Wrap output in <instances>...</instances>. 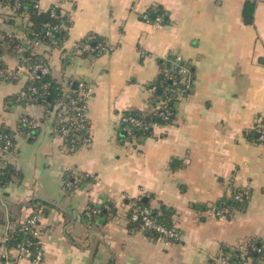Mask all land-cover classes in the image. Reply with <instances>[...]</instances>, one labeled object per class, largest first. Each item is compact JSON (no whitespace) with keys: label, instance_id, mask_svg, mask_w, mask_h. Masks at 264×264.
<instances>
[{"label":"crops","instance_id":"obj_1","mask_svg":"<svg viewBox=\"0 0 264 264\" xmlns=\"http://www.w3.org/2000/svg\"><path fill=\"white\" fill-rule=\"evenodd\" d=\"M249 1L252 22L244 16ZM37 4L43 11L58 6L68 17L66 39L30 45L29 14L4 4L1 67L17 69L30 52L50 65L65 91L92 83V141L68 149L55 127V111L17 101L28 89L23 71L0 80V132L8 130L13 142L0 149V167L11 170L10 180L0 183V264L7 234L32 214L42 229L43 258L15 264H216L225 248L247 251L250 241L264 242V140L257 129L264 121V0ZM90 34L104 38L107 50L95 54L76 47ZM174 55L190 64V90L174 101L172 121L152 122L144 138L129 134L122 114L154 115L160 90H151L150 83ZM25 118L37 121L35 135L24 130ZM75 170L86 176L68 186L66 173ZM239 190L248 197L218 215L219 201L234 200ZM35 199L51 206L43 213L38 202L36 210L30 206ZM138 199L177 226L179 240L134 226L130 213ZM89 204L104 212L85 216ZM257 252L247 251L246 264H264Z\"/></svg>","mask_w":264,"mask_h":264},{"label":"built area","instance_id":"obj_2","mask_svg":"<svg viewBox=\"0 0 264 264\" xmlns=\"http://www.w3.org/2000/svg\"><path fill=\"white\" fill-rule=\"evenodd\" d=\"M4 3L0 0V7H3ZM18 3L15 4V9L17 8ZM146 20H148V15L144 14ZM49 24L47 23L46 26ZM49 41L51 44L57 45L59 42L53 38L51 30L47 32ZM42 39H32L30 45L37 44L41 42ZM99 46L103 50H107V46L104 43H100ZM76 47L82 51H92L93 47L88 42L79 41L76 43ZM166 77L173 82L172 86H167L164 83H161L160 87L153 82L150 83V88L153 91L157 89L162 90L163 96L157 103L156 108L159 110V116L165 120H169L171 115H173V109L170 106V102H174L180 96L187 93L192 84V75L191 67L189 62L180 55L168 56L166 59ZM24 72L29 81H36L39 78V74H49L51 73V67L49 64L44 62H33L30 60V57H24L21 61L19 67L15 70L3 68L0 66V80H10L13 78H18L21 72ZM49 83H44L42 90L35 86H28V91H22L18 97L17 101L29 102L34 101L37 103H42V100L45 99L46 95L49 94L48 91ZM93 84L88 82L80 83V91L78 96L72 98L71 107H65L57 112V117L61 121H67L68 123L63 125L59 129L60 135L65 140L66 146L68 149L72 150L73 145L77 138H81L84 144H90L92 141L91 135L88 133V99L93 94ZM47 113L51 112L49 108H46ZM54 111V110H52ZM122 121H129L135 125L141 126L142 121L133 116H127L124 113L122 114ZM30 127L37 126V121H29ZM124 129L132 134V128L129 125H125ZM259 132V138L264 140V121L260 123L257 127ZM82 130H85L84 134L81 133ZM74 132V135L71 137V133ZM70 136V137H69ZM0 138L4 139V144L0 145V149H8L12 146L13 142L10 136L7 134H0ZM73 173V179L67 182L68 186H71L72 183H80L85 175L81 172L75 170ZM249 195V192L246 190H239L234 193L233 198L239 202H243ZM132 211L130 214L131 221H141V228L143 230H149L151 234L156 235L158 238L165 239L168 241H177L180 238L181 232L177 226H166L159 222L153 215L150 208H143L139 205L133 203L131 207ZM99 211V208L93 205H88L86 207V214L91 216L96 214ZM227 211V206H220L217 210L218 215H223ZM25 230L28 234H32L37 238H40L42 229L40 226L39 218L37 215L33 214L28 216L25 221ZM31 244L30 240L27 242L21 243L16 248V255H10L12 249L6 248L3 252L5 258V264H15L21 258H30L35 262H39L43 258L42 250H38L36 254H33V251L30 250L29 245ZM239 248L243 249L241 254L235 252L236 250L224 251L216 258V264H231L230 260L235 257L241 258L242 264L250 261L247 251L240 246ZM34 255V256H33Z\"/></svg>","mask_w":264,"mask_h":264},{"label":"trees","instance_id":"obj_3","mask_svg":"<svg viewBox=\"0 0 264 264\" xmlns=\"http://www.w3.org/2000/svg\"><path fill=\"white\" fill-rule=\"evenodd\" d=\"M1 1L4 4H9L11 6H15V4L18 3L17 8L15 9L16 12L17 13L24 12V13L29 14V17L32 21V27H31L32 32L30 34V38L47 40V38H48L47 32L49 30H51L53 38L58 40L59 43L62 42L64 39H66L67 30H66L65 26L69 24V19H68V17H66L65 15H63L61 13V9L58 6H54L53 8H51L47 11H43L39 8V6L37 4V0H1ZM253 7H254V5L252 3H250V1L247 2V4L245 5L244 16H245V20L247 22L253 21V17H252V11L254 9ZM151 13L152 12H150V14H149L150 16H151ZM164 21L168 22V18L165 17ZM47 23L49 24L48 26H46ZM81 41L82 42H88L93 47L92 53L101 54V52H103V50L99 46V44L100 43L105 44L104 38L97 36V35H94V34H90L87 37H85L84 39H82ZM25 57H30V60L33 62H42L40 60V57L37 54H31L30 52H28V53H26ZM0 66H1V64H0ZM166 69L167 68H162V71L160 72L157 80L155 82H153L154 84H156L158 86V88L160 87L161 83H164L167 86L173 85V82L170 81L165 75ZM39 75L40 76L36 81H32V82L28 81V86H35V87L39 88L40 90H42L43 84L49 83V86H48L49 94H47L45 99L42 100V103L45 104L49 108L50 111L54 110V108H55L54 111L56 113L59 112L63 108V106H65V105H68V107H71L72 98L78 96V93L80 91V85L76 89L68 92V91H65V89L63 88V84L61 82H58L55 78L52 77L51 73L39 74ZM28 86H27V88H28ZM26 91H28V89ZM157 94L159 95V100H160V98L163 96L162 90H160V92ZM170 106L173 109V115H171V118L169 120H165L162 117H160L159 116V110L157 108L155 109L154 115H152V116L140 114V113H137L135 111H126V112H124L125 115L133 116V117L140 119L142 121V124H141V126H138V125H135L133 123H130L129 121H124L123 126L129 125L132 128V135H135L137 138H144V137L151 134V132H152L151 131V123L152 122H158L159 123V122H170V121H172V118H173L174 113H175L174 102H170ZM57 120L55 121V123H56L55 127H56L57 131L59 132V129H61V127L65 124H67L68 122L67 121H61L59 118H57ZM29 121H31L30 118L24 119V121L22 122V124L24 126L23 128L27 133L31 132L33 135H35L37 128L36 127H30ZM8 132H9L8 130H4V132H0V134H7ZM84 132H85V130L81 131V133H83V134H84ZM73 135H74V132H72L70 136L72 137ZM4 142H5V140L0 138V145L4 144ZM82 142H83V140L81 138H77V140L75 141V143L73 145V149H75ZM72 172L66 173L67 182H69L73 179V177H72L73 173ZM82 174L86 176V174H84V173H82ZM10 176H11V170H10V168H8V166L3 167V168L0 167V183L1 184H6V182L10 180ZM85 176H84V178H85ZM38 202H39L38 206H40V207L44 206L43 210H42L43 213L46 212L48 206H51V204L49 202L42 201V200H36V199L31 201L30 206H33L34 209L40 208V207L35 206V203H38ZM134 203L136 205L143 207V208H150L152 210V215L159 222H161L162 224H164L168 227L171 226L169 223H167V220H165L163 215L159 214L157 209L152 208L148 203H146L142 199H138ZM235 204H238V201L236 202V201L229 199V198H223L219 201L218 206H234ZM90 205H93V204H90ZM131 211H132V209H131ZM102 212H104L103 209L100 210V208H99V211L96 214H93L91 216H88L86 214V212H84V213H85V216H87V217H93L97 214H101ZM133 224L136 227H141L140 226L141 225L140 220L134 221ZM146 231L148 233H151V232H149V230H146ZM154 236H156V235H154ZM28 240H30V242H31V244L29 245V248H30V250L33 251V254H36L38 252V250H41L40 238H37L32 234H28V232H26V230H25V223L20 222L17 224V226L14 229L10 230L9 233L7 234V237L5 240V246H6V248L13 249V248H16L17 246H19L21 243L27 242ZM254 246H255V248H254ZM224 250L230 251L231 249L225 248ZM247 251H248L249 255H252L253 252L255 253V252L259 251L256 253L255 257H259L261 255L264 257V242L254 241V240L250 241L247 244ZM235 252H237L238 254H241V250H239V249H237ZM230 262H231V264H241L242 263L240 257H238V258L233 257L230 260Z\"/></svg>","mask_w":264,"mask_h":264}]
</instances>
